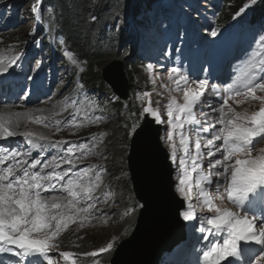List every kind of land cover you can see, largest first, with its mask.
<instances>
[{"label":"rangeland","instance_id":"374dc122","mask_svg":"<svg viewBox=\"0 0 264 264\" xmlns=\"http://www.w3.org/2000/svg\"><path fill=\"white\" fill-rule=\"evenodd\" d=\"M258 2L259 0L244 1L241 4L244 6V8H241V11L236 15L235 18L238 17L240 20L254 15V11L258 9ZM219 4L222 6L223 1L220 0ZM230 5L232 4H229V6ZM0 7H3L4 10H9L10 7H15L16 9L18 8L17 15L22 18L21 22L24 23L21 28L18 27L19 24L16 26L18 27V32L17 30L15 31V29H12L6 31V34H3V31L0 29V72H2V63L10 61V59L19 53V51H17V46L22 45V48H25L26 50L30 46V42H26L29 40L26 39V36L31 35L32 33L38 36L35 38H40L46 31L47 27L46 25H41V16L46 14V12L43 13V9H41V1L0 0ZM236 7L238 8L240 6ZM1 13L3 14V11ZM119 28L120 27L117 29ZM33 29H35L34 33L32 31ZM141 29L142 31L144 30L143 28ZM6 37L7 41L5 40ZM52 40L56 42L58 51L62 53L60 56L57 54L56 63L62 62L61 64H68L65 68H68L67 71L72 72V76L70 77L67 71L64 70V66L59 65V63L57 67L59 87L57 88L56 96H53L48 100L45 99L46 94L43 93V99L41 101L35 102V104H28L22 103L25 100L23 95L21 97V101L16 105H0V122L3 125L9 127L10 130L17 133V135L20 133H31L37 135L38 137L49 140L66 141L68 139H78L83 141V143L80 142L78 147H75L74 149L83 155V157L80 159V162L90 164L89 171L91 174L89 173L86 177L88 182L90 184L98 183L99 186L95 187V190L91 194L93 199L90 201L81 199L80 206L81 208H86L87 205L91 203L94 205V207L91 208L87 213H76L75 209L63 207L67 204V200L65 201L63 195H67V193L63 194L61 189H58L57 187L55 188L56 191L61 193L60 199L58 200L60 203L63 201L61 203V210L66 216H73V220L68 221L69 227L67 226V228H62L59 234L53 239V241H51V243L55 245L51 249L55 255V257L53 256L51 258V261L52 264H69L68 261H65L63 257L60 256V253L71 252L73 253V258L75 259L76 256H82V253H76L85 251L84 248H88L86 250L95 251L97 249L106 248L107 244L110 242L113 245L117 242L116 245L119 247L127 239V237H129L132 222L131 218L134 216H130L132 213L131 211L133 210L129 211L132 196L128 190L127 181H125V179H115L114 174L115 171L116 173L117 171L121 173V169L124 166V160H127L128 158L125 155L129 152L128 148H130L129 146L131 145L130 143L127 144V142L124 140V136L125 134L128 135L127 138L129 139V135L131 136L133 133L132 130L136 126L138 127L137 123L141 124L142 120H145L146 115L149 116L150 114L152 116L151 113H145L143 111L145 107H151L160 114L162 121L160 123L164 126L162 140L164 146L169 149L172 155V149L169 147V142L166 140L167 132L171 127V125L168 123L167 107L173 98H175L177 103L182 104L184 102L182 91L184 84L181 81V90L177 91L176 82L179 81L180 75L172 73V71L169 69H163L162 67H159L157 64H155L153 56L151 55L152 50H148V48H146L147 54H150V59L146 60L145 64L139 66L143 67V81L142 83L139 81V84L137 85L136 89H134V92L132 90L133 88H131L129 97L132 107L135 110V115L138 118V120H136L137 123H131L132 119L135 117L134 115L133 118L126 119V122H121V124L117 126L114 124V122L117 121L119 115L115 114L116 111L114 108V111L109 109V107L112 108L113 106L110 104L111 100H109V97L114 93L113 90L109 89L110 87L108 84H104L103 86L98 85V87H100L98 91H102V93L97 97L96 100H90L92 103V112H90L89 109H82L83 106L78 105L80 104L78 98L75 99V101L78 100V104H76V102L73 104H67L64 101V98L68 96L70 98V103H72V99L76 97V95L73 94V90L76 88H82L84 86L78 78L83 66L80 65L75 59L74 55L68 49L65 41H62L58 36L53 37ZM129 46V42H126V44L122 45L120 48L122 52L121 55L126 54V47ZM113 61L114 60L110 61L107 66H110ZM118 61L122 63L124 62L122 59H119ZM105 67L106 66H104L102 69ZM86 70L89 71V69ZM170 73L171 78L169 76ZM64 76H66L67 79L64 78ZM189 85L193 87L194 83H189ZM195 86L198 85L195 84ZM86 89L87 88H84L83 91ZM94 91H97V89ZM255 95L264 96V90L260 89L259 91L255 92ZM244 97L245 100L234 98L228 99V106H231L236 112L240 113L241 116H250L251 113L258 111L261 106H264V100L253 99L251 96ZM82 100L83 99H81V101ZM228 106H225L224 104H221L217 108H214L213 106L211 109H209V116L212 112L213 117L217 121L220 118L222 107L226 113ZM127 109L128 106L124 105L123 112H129ZM107 112L111 113L112 115L108 117L106 115ZM215 114H217V116H215ZM153 120L155 123V119ZM220 127L222 126L220 125ZM173 131L174 142L177 145L176 155L178 154V157L176 160H174V162L176 163L178 170L180 169V154L183 156L184 150L179 145V132L175 129ZM184 133L187 137L185 129ZM120 135L122 138H124L115 139ZM0 138H3V136L0 135ZM111 139H115V142L113 143V141H110ZM81 145L86 147L81 149ZM261 154H264V139L252 149L253 157ZM237 158L250 159L252 157L245 156L244 153H239L237 156H234L231 159L230 167L235 166V159ZM102 167H105L106 171L103 172V170H101ZM176 173L177 175L174 177L176 182L175 191L179 196H181L177 191V187L179 186V180L183 173L178 174L177 171ZM97 176L100 177L99 181H96ZM193 194L194 193H192V195ZM56 197L59 198V196ZM181 197L186 200L189 199V196H187V198L184 196ZM192 200L195 201L194 198ZM221 205L222 204L220 202L218 206L220 207ZM193 207H195V205ZM119 208L122 210L126 209L127 211L125 213L120 212L121 209ZM61 210L53 211L55 212ZM137 212L138 211H134L133 214H136L137 216ZM180 217L182 220H184L182 211L180 212ZM52 223L53 226H55V221ZM37 235H43V233H33L34 237ZM63 240H66L64 245H67V249H61L62 246L59 243ZM105 254L107 255L106 251ZM79 260L80 259H78V261ZM259 264H264V257L260 260Z\"/></svg>","mask_w":264,"mask_h":264},{"label":"snow or ice","instance_id":"6c2138e0","mask_svg":"<svg viewBox=\"0 0 264 264\" xmlns=\"http://www.w3.org/2000/svg\"><path fill=\"white\" fill-rule=\"evenodd\" d=\"M32 31L34 33L35 29ZM212 34L215 35L216 33L213 32ZM255 57L247 65L242 77L238 79L245 89L244 96L264 100V96L255 95L256 89L264 90V83L258 82L264 80V75H258V73H264V52L255 54ZM176 72H178L177 69L172 70V73ZM169 76L171 78V73ZM181 81L184 84L182 89L184 102L182 104L177 103L173 98L167 107L168 123L171 127L167 132L166 140L172 149L173 159H177L174 129L179 132V145L184 150V155L179 158V167L183 175L179 180L177 191L181 196L187 198L188 192L191 190L187 187L189 177L186 169V157L190 156L192 161L191 171L198 174L195 187L199 189L203 206L213 213L206 218V223L209 226L207 229L208 234H224L222 242L213 243L203 252V258L206 264H222V261L227 260L229 257L237 259L241 257V242H254L264 246V222L260 227H257L256 218L249 217L243 211L246 202L257 196L264 197V154L252 156L254 138L264 136V106L251 113L250 116H241L231 106H228L227 99L224 100L223 104L228 106L227 112L225 113L222 107L220 118L217 121L222 127L213 131L211 138L203 144V149L206 150L208 156L213 157L216 152H221L222 159H217L214 163L209 162V171L205 174L200 171L203 151L199 133H197L194 141L195 152L190 153L188 148L190 137L185 136L184 125L186 123L201 124V121L195 118L193 110L204 95L207 81L200 80L196 82L198 87L193 88L189 85L188 77L181 75L179 81L176 82L177 91L181 90ZM241 94V92L235 93L236 96ZM143 111L151 113L156 122H162L160 114L153 108L145 107ZM202 115L207 120H211L207 113H202ZM209 128H214V126L209 124ZM201 130L205 129L202 127ZM15 134L9 127L0 124V135L6 138ZM216 141H222V144L217 145ZM85 147L84 145L80 146L81 149ZM68 153H73L71 147L68 148ZM239 153H244L245 156L252 158H237L235 159V166L229 167L227 161ZM18 155L20 154L9 150L7 155L0 156V165L7 160L15 161V163H10L0 169V252H13V246H15L22 250L15 252L17 256L40 254L48 260V264H52L48 253L55 245L51 241L62 228H67L68 221L73 220V216L64 214L61 210L62 204L58 202V197L52 196L46 199L42 193L55 190V184L52 181H65V177H68L66 183L61 184L62 190L67 192L68 195L67 204L63 207L75 209L76 213H87L94 207L93 204L89 203L86 208H77V204L80 203L81 199L92 200L93 196L91 194L95 187L99 185L98 183L90 184L86 178V173L77 174L76 177L70 176L71 168L67 171H56L55 168L59 165L55 164L53 170L47 172L46 175L42 173L45 168L50 166L49 164H44L40 171H32L31 169H35L41 164V161L33 160L30 168H25L24 164L27 161L16 160ZM66 162L72 164V159L69 158ZM218 166L223 168L222 172L217 171ZM229 172L230 178L226 188L227 199L232 201L235 207L241 209V211L217 206L214 203L212 193L207 187L212 183L211 176L213 173L221 176ZM99 180L100 177L97 176L96 181ZM218 199L223 201L225 197L219 196ZM53 210L61 211L54 212ZM182 215L185 220L193 219L194 209L192 206L189 205V210L183 212ZM53 221H55L54 228ZM204 230L202 227L201 231ZM33 233H43V235L34 237ZM112 247L113 244L110 242L106 248H101L99 251L104 252ZM91 255L94 256L96 253L93 252ZM60 256L69 264H76L73 253L62 252Z\"/></svg>","mask_w":264,"mask_h":264},{"label":"bare ground","instance_id":"6f19581e","mask_svg":"<svg viewBox=\"0 0 264 264\" xmlns=\"http://www.w3.org/2000/svg\"><path fill=\"white\" fill-rule=\"evenodd\" d=\"M202 1L203 2L201 3L197 0H185L183 4H179L178 2L173 1V0H165L162 4L163 7H166V6L169 7L170 13L174 15V16L171 15L172 17L170 18L172 20V22L170 24L168 23V26L172 28L171 33L173 34L174 31L184 32L185 33L184 35H186V37L183 38V41L185 42V43L183 42L184 49H190L191 48L193 51H195V53L200 56V61L198 60L199 63H202V64L197 63L195 59H192V58L186 56V53L183 54V52H181V53L177 54L176 61L178 63L173 62V65L174 66L179 65V62L183 58L184 59H190L189 62H191L192 64H189L188 62H187V64H189V66H190L189 68H191V69H184V70L191 71L194 64L195 65L196 64L197 65H203V64L206 65V61L209 60V64H207V66H210V67L205 68V66L203 65L202 68H204L205 70L204 71H202V69L197 70L196 73L194 74V76L206 72L207 68L212 69V71H208V69H207L208 74H209V78H210V80L216 79V77L218 79H221V81L218 80L220 85L224 88L229 89V96L226 97L227 100L232 99L233 97H234V99L245 100L244 99L245 97L243 95V92L245 91V89L241 85L238 78L242 77L243 73L246 71L247 65L250 63V61L252 59L256 58L255 54L260 53L259 50H262V49H260L261 47H258V49H256L255 51L253 50L250 52L249 48L247 47V43L245 41H242V40L239 43L235 44V46H234L233 42L238 39L237 35H236L238 33H234L237 23L235 24L232 21H227L224 24L220 23V18H221L222 13L224 11L223 10L215 11L212 9V7L219 5L218 0H202ZM38 2H40V0H38ZM214 2H215V4H213ZM174 3H175V5H173ZM203 6H204V8H200ZM225 7L226 6L224 5V8ZM10 8H12V7H10ZM241 8H244V6H241L235 12V15H237L241 11ZM153 9H154V7H153ZM153 9L150 13H148L149 15L153 14ZM5 11H8V10H5ZM135 12H136V10H135ZM167 12H169V10H167ZM143 16H145V14H143ZM262 17H263V15L261 16V18ZM252 18H253V16L251 17V20H252ZM211 20H213L214 22H211ZM258 20H260V18L257 17L254 21H251V23H255ZM131 21H132V25H133V29H134V33H135L134 38H135V42H136V47H132V48L133 49L136 48L138 53L140 54L141 52H144V50H146V48H147V45H145V42L149 38L148 33L145 30L142 31V29H141L142 26L136 20H134V18H132ZM1 28L2 27H0V29ZM213 32H215L216 34L213 35L212 34ZM262 32H264V31H262ZM174 39H175V37L173 38V40ZM132 40H134V39H132ZM137 40L138 41H145L144 42L145 46H143V44L141 46H138L139 42ZM210 43L214 44L213 50L216 53H214L208 57V55H206L205 51L208 49V46ZM238 45H240V46H238ZM161 50H162V48L159 51H161ZM187 53L190 54V51H188ZM236 58H238V59H236ZM247 58H249V60H247ZM212 61H213V64H210V63H212ZM117 63H120V64L116 65ZM120 65L124 69V63L119 62L118 59H115L113 61V63L110 64V66H112V67H117ZM15 71L17 72V69ZM115 73H113V74L115 75ZM213 73H215L216 75H212ZM258 75H264V73H258ZM117 77H118V74H117ZM18 78H20V76L16 77V79H18ZM126 79L128 80V78H126ZM196 82L197 81H195V83H194V86H193L194 88L198 87V86H195V84H197ZM216 82L217 81L215 80V83ZM258 82L264 83V80H259ZM211 84L213 85L212 82H211ZM211 84L209 82L207 83L205 93H206V99L208 100V102L213 107V102L211 100H209V99H212V95L208 94V92L212 91ZM111 88L113 90L112 86H111ZM259 90L260 89H256V92ZM5 91L12 92V91H17V90H16V88H11L9 90H5L4 88L3 89L1 88V93H0V100L1 101H2V97H4L5 100L8 99V95H3V94H5ZM236 92H241L242 94L240 96H236L235 95ZM113 93L116 94V92L114 90H113ZM109 98H110L109 100H111V102H110L111 105L113 102L118 100L117 97L114 95L113 96L110 95ZM123 104H125L124 101H123ZM111 115L112 114L108 115V117ZM215 116H217V114H215ZM146 117L148 119L152 120L154 125L157 123H160V122L154 123V120L152 118H150L148 115L145 116V119H146ZM195 118L199 119L198 115ZM217 121H215L212 125L214 127H216L218 125L217 129H219L220 125L217 123ZM0 124H2V123L0 122ZM210 129H213V128H210ZM159 130H160V134H161L160 137L162 138L164 126L162 125V127H160ZM16 136H20V134H18ZM11 137L0 138V141H4L0 145V150L3 151L4 153L7 152V149L4 147V144L6 143V141L10 140ZM263 139H264V136L254 138L253 148H255ZM20 143H22V141L14 139V146L15 147L20 145ZM160 143H161L160 145H163V147L165 148L162 139H160ZM129 150H130V148H129ZM142 152L147 153V155L152 156L153 158H154V156H153L154 152L157 153L156 151H153L152 148L148 149V150L145 149ZM168 155H169V152H168ZM153 158H150L148 160H152ZM207 159H208V164H209V162L214 163V161L217 160L218 158L216 156H213V157L207 156ZM153 161H158L156 154H155V159H153ZM146 162H147V158L145 160V163ZM201 163H202V161H201ZM170 165H172V164L170 163ZM155 166L159 167L160 164H155ZM191 167H192V161H191V158L189 156V157H186L187 174H190ZM171 169L173 170V174H172V178H171L172 189H173L174 194L177 196V198H179L181 200L180 202H178V204L183 205V208L181 210L183 213L189 209V205H191V204L189 202V199L186 200L176 193V191H175V183L176 182L174 180V177H175V175H177V173L175 171V168H171ZM45 170L48 172L52 171L53 167L45 168ZM57 170L58 171H65L66 168H64L63 166L57 167ZM200 171L202 173L206 174L209 171V168L205 166V163H202V168ZM217 171L222 172L223 168H220L218 166ZM193 175H194V178L196 179L198 174L196 172H193ZM229 178H230V172L227 173L226 175H221V176H218L215 173H213L211 176L212 183H211V185H209L207 187L209 190L211 189L212 196L214 197V203L217 206L220 202L222 203L225 201L227 203L226 205L229 208H232L235 211H241V209H238L235 206H233L232 201L227 199L226 188H227V184L229 182ZM189 187L191 188V191H189V194L187 196H189L190 199L194 198L196 201L197 197H195L194 194L197 191V187L196 188L194 187V181L190 180ZM55 188H56V185H55ZM192 193H194V194L192 195ZM42 195L46 199L48 197H52V196H59V199H60L61 193L59 191L54 190V191H50L47 193H43ZM191 195H192V198H191ZM219 196H224L225 199L223 201H221L220 199H218ZM63 198L65 199V201L67 200L66 195H63ZM135 198H136V195H135ZM138 204L139 203H137V205ZM142 205L144 206V204H142ZM77 207L81 208L80 205H77ZM195 208H198V206L195 205ZM243 211L246 212L249 217H255L256 218V225H257V227H260L262 225V222H264V197L257 196L256 198L251 199L250 201L246 202ZM207 213L209 215L213 214V213L209 212L208 209H207ZM138 214H139V211L137 212V216H138ZM194 215L196 216L195 212H194ZM179 219L183 223H185L184 224V234H188V235L184 236V238L181 242L184 244V242H186L189 237H191V238L193 237L192 238L193 240L191 241V243L197 244L198 237L195 235L194 236L189 235V233L192 232V231H190V229H192L190 225H192L193 222L191 220H185V219L182 220V218L180 217V213H179ZM205 221H206V219H205ZM205 221H203V222H205ZM194 222H196V220ZM200 234H202V233L201 232L198 233V236ZM13 247H14V251L10 252V253L14 256L13 258H17V259H15L13 264H48V260L45 259V257L40 255V254H27V255L17 256V255H15V252L16 251H22V250H20L19 248L15 247V246H13ZM240 247L242 250V255L240 257V262L238 264H241L242 256H244L245 259L250 258V263L256 258L257 259L256 264H259L260 260L264 257V250H262L264 248V246L258 245L254 242H248V243L241 242ZM61 249H64V248H61ZM188 250L189 249L185 247L184 250L182 251V255L187 254ZM53 256L55 257L53 252L50 251L48 253V257L52 258ZM258 256H260V258H257ZM158 264H168V263L165 261L159 260Z\"/></svg>","mask_w":264,"mask_h":264},{"label":"water","instance_id":"95a60500","mask_svg":"<svg viewBox=\"0 0 264 264\" xmlns=\"http://www.w3.org/2000/svg\"><path fill=\"white\" fill-rule=\"evenodd\" d=\"M102 77L121 98L126 99L128 80L121 65L106 66ZM159 129V125H154L146 117L130 140L127 163L131 184L136 199L144 206L139 211L131 236L116 249L112 264H158L163 254L177 246L185 236V223L179 219L183 205L178 204L181 200L172 189L173 170L167 150L160 145ZM151 148L157 152H154V158L142 152ZM155 154L158 161H153ZM150 158L153 159L148 160Z\"/></svg>","mask_w":264,"mask_h":264},{"label":"trees","instance_id":"16d2710c","mask_svg":"<svg viewBox=\"0 0 264 264\" xmlns=\"http://www.w3.org/2000/svg\"><path fill=\"white\" fill-rule=\"evenodd\" d=\"M40 1L41 6L49 9V16L51 20L60 26L59 31L64 38L73 44L75 49H77L86 58V61H89L90 68L85 76V81L88 82L90 86L95 87L98 85H104L101 69L110 61L115 59H122L124 61V69L127 72L128 80L131 82L134 74L139 72V68L136 65H130L127 58H125L124 55L119 54L122 53L119 50V48L122 47L119 41L121 40L120 42L124 43L128 40L126 36H135L131 21L132 18H134V20H136L141 26L146 23L144 17L152 11L153 7L151 2L153 0ZM222 1L226 6L223 9L224 12L220 18V23L222 24L230 21L232 18V12L235 13L238 8L242 6L241 4L244 1L246 2V0ZM229 4L232 5L229 6ZM257 4L258 10L264 16V0H259ZM236 6L240 7L237 8ZM44 12L46 11L43 10V13ZM143 14H145V16H143ZM118 27L120 28L117 29ZM126 50L128 52V47H126ZM109 87L111 88V86ZM112 105V109H115L116 114H121L120 119H117V121L114 122L115 125L119 126L121 121H124L123 107L125 104H123V102L120 104L117 100L113 102ZM127 110L132 112L133 109L128 106ZM124 137V140L127 144H129L130 138H127L128 135L125 134ZM123 138L120 135L115 139ZM115 139H111L110 141H113L114 143ZM124 167L127 168L126 159L124 160ZM125 181H127V187L129 186V190L133 193L129 179L126 178ZM135 217L136 214L131 218V227L135 224ZM64 243H66V240L60 242V245L65 249ZM113 251L109 254L108 264L112 259Z\"/></svg>","mask_w":264,"mask_h":264}]
</instances>
